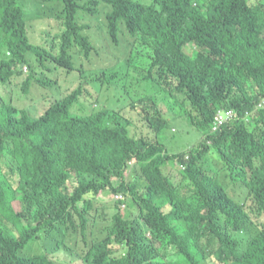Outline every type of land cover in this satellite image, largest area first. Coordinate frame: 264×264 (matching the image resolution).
Returning a JSON list of instances; mask_svg holds the SVG:
<instances>
[{
	"label": "trees",
	"instance_id": "1",
	"mask_svg": "<svg viewBox=\"0 0 264 264\" xmlns=\"http://www.w3.org/2000/svg\"><path fill=\"white\" fill-rule=\"evenodd\" d=\"M32 1L30 10L26 0H0V84L28 67L26 93L34 81L54 88L43 71L36 78L38 64L82 76L78 88L39 116L0 104V264H56L24 251L42 235L51 244L73 212L86 241L95 210L90 194L102 191L124 198L114 200L118 211L107 237L92 243L94 264H264V0ZM101 16L118 53L86 78L75 56L92 64L101 54L86 22ZM39 20L58 25L44 31L43 44L35 38ZM90 85L108 91L101 107L87 100ZM118 94L140 110L157 142L134 135L131 115L110 104ZM80 100L82 113L74 110ZM159 100L173 118L198 128L200 145L168 153L171 120ZM220 109L237 115L214 132ZM208 153L237 177L231 183L246 186L249 210L228 196L220 170L206 164ZM176 159L186 166L177 187L163 170ZM123 203L137 206L135 219L126 218ZM249 226L256 236L238 239ZM62 241L59 247L68 245Z\"/></svg>",
	"mask_w": 264,
	"mask_h": 264
},
{
	"label": "rangeland",
	"instance_id": "2",
	"mask_svg": "<svg viewBox=\"0 0 264 264\" xmlns=\"http://www.w3.org/2000/svg\"><path fill=\"white\" fill-rule=\"evenodd\" d=\"M142 1L150 2V0ZM252 1L255 2V0ZM33 4L34 2L32 0H26V9ZM40 8L42 9L43 6H41ZM29 9L31 10V8ZM86 22L92 24V28H90L88 32H90V35L94 37V44L99 48L98 51H101V54L93 55L92 64L86 61L82 55L78 57L75 56L76 67L78 68L80 65H83L84 69L89 72L87 73V78L88 76H90V74L94 75V69H97L101 65L105 66L104 61L111 60L113 56L118 53V48L109 39V36L107 35L106 29L103 25L102 16L99 18L96 17L91 20H86ZM55 28H58L55 20H39L34 25L35 38L38 39L41 44H43L46 39V37L44 36V31L55 32L58 30H54ZM60 28L61 26H59V29ZM49 68V70L43 69L38 64L36 71L39 74L37 73L35 74V76L37 79H42L43 76H41L40 73L41 71H43L45 73V78L48 77L54 83V88L53 86L52 88H49L43 85H39L36 81H34V85L32 86L31 90L26 93L24 91L23 85L26 82L29 68L25 67V74H23L22 77L14 78L11 84H0V95L4 97L5 100H0V104L10 102L20 108L29 110L34 116H39L45 112V109H47L51 102L55 101V99L57 98H63L67 94H71L80 85V76H82L81 72L77 70L68 71L64 68L59 67L56 63H52L51 65H49ZM88 88L92 95L88 97L87 100L89 102H95L97 104V107H101L102 105H104V103H102V99H106V94L108 93V91L103 90L98 93L97 91H95L96 88L93 85ZM117 92L121 95L118 89ZM119 94L118 97L113 96L116 101L110 104H112L115 109L123 108L125 113H129L131 115V118L133 119V121H135L136 127L138 128L137 133L134 135L136 137L145 138L147 141L157 142L159 138L156 131L151 130L147 126L146 121L143 119V115H139L140 110L130 109L128 104L131 100H128L129 97H122V100L124 101H119V98L121 97L119 96ZM159 103H161V100H159ZM84 105V101L80 100V102L74 107L75 112L82 113V107ZM161 105L163 107L162 109L164 110V115L171 120L170 126L172 127L166 132V137L164 140V143L167 145V149L170 153L181 152L191 147L198 146L202 143L199 139L200 134L195 131L196 128L193 126V124H191L187 119H184L180 116L177 118H173L171 112L168 110V107H166V105L163 103H161ZM180 121L186 123V130L183 127L176 126L175 122L177 123ZM133 130L134 128H132V131ZM187 131L193 133L189 134ZM169 144H171V146H169ZM11 148L13 150L15 149L13 145ZM12 154H14V152H12ZM218 158L219 156L216 153L212 155H209L208 153L206 164H208L209 166L214 165L217 169L220 170V180H222L224 184L223 186L225 187V191L228 196L231 197L234 201L239 202V204L245 205L246 208L249 209L252 201L250 197H248V189L242 184L237 185L230 182L231 179L235 180V178L237 177H232L228 171L224 170V165L221 161L218 160ZM129 172L130 169L127 172L128 183L131 182L132 178L131 176H129ZM164 173L171 176L177 184L180 183L181 174L176 167H166L164 169ZM88 196L89 195H87V197ZM90 196L92 202L94 203L95 210H92L93 222L87 224L88 233L86 241H84V237L81 231L82 226L80 224L79 214L77 212H73V218L65 222V225L60 229V233L58 234V236L57 234L54 236L51 244H47L46 237L44 238L45 235H42L41 237H38L30 242L27 250L24 251V254L28 256L46 254L56 264H94L92 262V243L93 241L103 240L107 237L109 230H111L114 225L112 219L113 214L118 211V208L114 201L116 197L112 195V192L102 191L101 193H98L96 197H94L93 194H90ZM18 203L21 206V203ZM79 206H82V203H79ZM128 206V210L124 208V206L119 208L124 212H126V210L129 211L126 215V218L130 217L132 219H135L138 215L137 206L132 207L130 203L127 204V207ZM168 209L169 206H164L165 211H168ZM142 222L144 229H146V231H144L145 239L148 241H152L154 239V236L151 233V226L145 221ZM248 229L249 231L238 235L237 238L242 240H249L251 238H254L257 234L256 227L249 226ZM12 234L16 236L15 233L12 232ZM57 239L63 240L62 242L68 245L59 247L57 245ZM120 248L121 247H119L118 245H114V249L119 252V254H122L123 250H121ZM212 262L214 261L212 260L211 264Z\"/></svg>",
	"mask_w": 264,
	"mask_h": 264
},
{
	"label": "clouds",
	"instance_id": "3",
	"mask_svg": "<svg viewBox=\"0 0 264 264\" xmlns=\"http://www.w3.org/2000/svg\"><path fill=\"white\" fill-rule=\"evenodd\" d=\"M237 115V113L236 112H234V111H232V110H227V109H220L218 112H217V114H216V117H215V123H214V127H213V131L214 132H217L220 128H222V126H224V123H226V122H228L231 118H233L234 116H236ZM181 117V116H180ZM184 118V117H183ZM184 119H186V118H184ZM171 122V121H170ZM177 123H179L180 124V127H183V128H185V130H186V123L185 122H177ZM191 123V122H190ZM191 124H193V123H191ZM193 126H194V124H193ZM172 126H170V128H171ZM195 128H196V130L195 131H197V132H199V130H198V128L196 127V126H194ZM170 128L168 129V130H170ZM167 130V131H168ZM176 130V129H175ZM177 131V130H176ZM189 134H191V133H193V132H189V131H187ZM200 133V132H199ZM169 137H171V136H169ZM199 139L201 140V142L204 140V138H203V136L202 135H200V137H199ZM166 145V144H165ZM169 146H171V144H169ZM194 147H196V146H194ZM166 148H167V145H166ZM167 151H168V149H167ZM168 153L169 154H172V153H170L169 151H168ZM173 153H175V152H173ZM130 165L131 166H133L134 165V162H131L130 163ZM167 167H171V168H173V167H176L177 169H178V171L179 172H181V171H184L185 169H186V166L184 165V164H182L178 159H176V161L175 162H170V165H168ZM166 168V167H165ZM164 168V169H165ZM163 169V170H164ZM170 178H171V180H172V182H173V186H175V187H177V186H179L180 184L182 185L183 183H182V180L180 179V183L179 184H177L175 181H174V179L170 176ZM115 197H116V199H123L124 197H123V195L122 194H116L115 195ZM115 199V200H116ZM252 201V200H251ZM253 205V202H252V204H251V206ZM122 206H124V208H126V204L125 203H123V204H121V207ZM166 206H169V209H168V211L170 210V205H166ZM250 206V207H251ZM250 209V208H249ZM248 209V210H249ZM165 211V210H164ZM165 212H167V211H165Z\"/></svg>",
	"mask_w": 264,
	"mask_h": 264
}]
</instances>
